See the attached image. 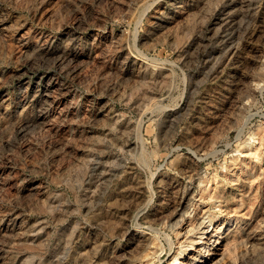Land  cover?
<instances>
[{
    "label": "rangeland",
    "instance_id": "obj_1",
    "mask_svg": "<svg viewBox=\"0 0 264 264\" xmlns=\"http://www.w3.org/2000/svg\"><path fill=\"white\" fill-rule=\"evenodd\" d=\"M0 264H264V0H0Z\"/></svg>",
    "mask_w": 264,
    "mask_h": 264
},
{
    "label": "bare ground",
    "instance_id": "obj_2",
    "mask_svg": "<svg viewBox=\"0 0 264 264\" xmlns=\"http://www.w3.org/2000/svg\"><path fill=\"white\" fill-rule=\"evenodd\" d=\"M251 234H253V233H251ZM248 237V236H247ZM249 237H251V236H249ZM142 239V238H141ZM247 239V238H246ZM260 240V239H259ZM250 242H252V241H250ZM259 242V241H258ZM251 245V244H250ZM138 246V245H137ZM217 250V249H216Z\"/></svg>",
    "mask_w": 264,
    "mask_h": 264
}]
</instances>
